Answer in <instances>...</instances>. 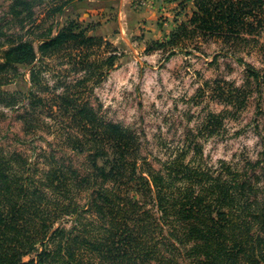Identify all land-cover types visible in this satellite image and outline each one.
<instances>
[{
  "label": "trees",
  "instance_id": "obj_1",
  "mask_svg": "<svg viewBox=\"0 0 264 264\" xmlns=\"http://www.w3.org/2000/svg\"><path fill=\"white\" fill-rule=\"evenodd\" d=\"M36 1L11 5L18 32L10 34L7 23H0V109L22 111L32 141L43 139L37 133L43 122L36 116L46 60L62 53L79 58L90 71L91 47L111 45L102 36H87L61 23L65 10L81 0H54L49 34L29 39L35 25L26 30L25 21ZM184 2H192L193 9L185 21L175 20L172 35L177 39L202 36L237 43L255 40L242 38L244 33L264 31V0ZM247 69L259 82L264 80L251 66ZM15 82L26 91L4 89ZM56 98L61 111L72 108L81 114L80 133L63 135L78 154L95 149L88 156L92 169L80 172L57 148L33 158L0 146V264H264V162H248L243 169L223 160L215 169L182 164L147 169L140 191L153 195L156 211L146 209L128 186L138 171V160L127 156L137 144L133 132L104 121L88 105L79 107L67 91ZM106 146L118 150L115 166L108 170L97 163L98 148ZM66 217L73 225L56 227Z\"/></svg>",
  "mask_w": 264,
  "mask_h": 264
},
{
  "label": "rangeland",
  "instance_id": "obj_2",
  "mask_svg": "<svg viewBox=\"0 0 264 264\" xmlns=\"http://www.w3.org/2000/svg\"><path fill=\"white\" fill-rule=\"evenodd\" d=\"M14 1L0 0V23H7L5 31L10 34L20 29L9 13ZM184 1L81 0L69 6L61 23L87 36H102L111 45L91 47L90 71L79 58L62 53L46 60L49 65L44 64L40 74L43 101L36 116L43 122L37 128L43 139L31 140L22 111L1 108L0 146L33 158L57 148V154L67 153V163L88 171L93 166L88 156L95 149L78 154L63 135H78L77 123L82 119L72 108L59 109L61 101L56 97L67 91L79 107L94 108L98 117L122 124L136 136L137 144L127 156L138 160V171L128 186L146 209L156 211L153 195L140 191L147 169L160 170L169 164L215 169L220 160L243 169L248 162H264V80L259 82L247 69L249 65L264 77V31L244 33L242 38L255 40L237 43L202 36L177 39L172 35L177 31L175 20L185 21L193 9L192 2ZM54 3H34L25 21L26 30L35 25L29 39L49 34L55 22ZM69 50L74 56L75 51ZM110 57L112 63L102 62ZM4 89L26 91L20 82ZM115 149L99 147L98 165L107 170L115 166ZM73 223L66 217L56 227L70 228Z\"/></svg>",
  "mask_w": 264,
  "mask_h": 264
}]
</instances>
